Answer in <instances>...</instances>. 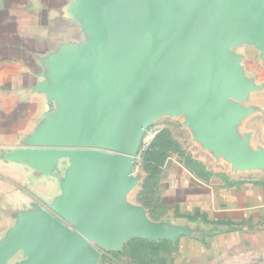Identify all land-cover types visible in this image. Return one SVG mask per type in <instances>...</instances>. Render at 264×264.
<instances>
[{
  "label": "water",
  "instance_id": "95a60500",
  "mask_svg": "<svg viewBox=\"0 0 264 264\" xmlns=\"http://www.w3.org/2000/svg\"><path fill=\"white\" fill-rule=\"evenodd\" d=\"M98 14L99 52L77 68L73 87L49 89L73 105L67 127L50 139L77 147L67 191L58 215H35L18 234V264H97L101 250L129 237L184 232L127 200L145 133L163 111H187L197 137L236 169L264 164V151L250 153L231 127L245 113L231 98L254 84L230 50L242 41L264 48V0H103Z\"/></svg>",
  "mask_w": 264,
  "mask_h": 264
},
{
  "label": "crops",
  "instance_id": "0c3cea01",
  "mask_svg": "<svg viewBox=\"0 0 264 264\" xmlns=\"http://www.w3.org/2000/svg\"><path fill=\"white\" fill-rule=\"evenodd\" d=\"M102 1L0 0V264L25 259L16 238L35 215H58L74 166L70 150L77 147L50 141L59 137L55 129L67 127L73 105L49 89L73 87L77 68L99 52ZM230 50L254 84L231 98L245 109L231 127L250 153H258L264 151V48L242 41ZM56 149L62 152L52 157ZM223 171L226 180H207L165 165L154 211L129 198L145 187L143 178L128 193V202L143 206L152 222L184 229L172 240L174 264H264V164Z\"/></svg>",
  "mask_w": 264,
  "mask_h": 264
},
{
  "label": "rangeland",
  "instance_id": "374dc122",
  "mask_svg": "<svg viewBox=\"0 0 264 264\" xmlns=\"http://www.w3.org/2000/svg\"><path fill=\"white\" fill-rule=\"evenodd\" d=\"M189 120L190 114L182 109L163 111L148 127L146 133L152 130L156 133L151 145L141 148L135 169L145 187L135 188L130 200L144 202L153 211L158 208L155 185L160 171L168 164L183 166L201 179L226 180L223 169L234 164L199 139ZM172 240L129 237L119 248L101 250L97 264H174L177 247Z\"/></svg>",
  "mask_w": 264,
  "mask_h": 264
},
{
  "label": "built area",
  "instance_id": "2783aa9c",
  "mask_svg": "<svg viewBox=\"0 0 264 264\" xmlns=\"http://www.w3.org/2000/svg\"><path fill=\"white\" fill-rule=\"evenodd\" d=\"M155 133H156V130H152V131H148L145 134L144 139H143V143H142L143 148H147L151 145V143L154 139Z\"/></svg>",
  "mask_w": 264,
  "mask_h": 264
}]
</instances>
